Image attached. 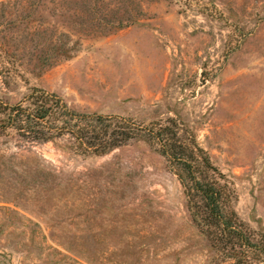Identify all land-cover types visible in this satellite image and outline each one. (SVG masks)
<instances>
[{"label":"rangeland","instance_id":"rangeland-1","mask_svg":"<svg viewBox=\"0 0 264 264\" xmlns=\"http://www.w3.org/2000/svg\"><path fill=\"white\" fill-rule=\"evenodd\" d=\"M34 88L78 114L174 120L264 243V0H0V103ZM65 148L0 131V264H233L157 146Z\"/></svg>","mask_w":264,"mask_h":264},{"label":"trees","instance_id":"trees-1","mask_svg":"<svg viewBox=\"0 0 264 264\" xmlns=\"http://www.w3.org/2000/svg\"><path fill=\"white\" fill-rule=\"evenodd\" d=\"M75 54L67 50L43 65L51 68ZM171 123L141 127L122 118L78 114L57 95L38 88L31 89L23 103H0L1 132L15 130L33 143H62L76 156L102 157L133 141L157 146L178 172L192 221L210 248L233 264H255L264 257V243L254 240L230 206L231 196L222 183L225 176L203 148L184 144L175 130L176 122Z\"/></svg>","mask_w":264,"mask_h":264}]
</instances>
